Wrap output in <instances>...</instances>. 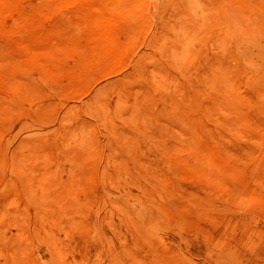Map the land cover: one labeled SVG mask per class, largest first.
I'll use <instances>...</instances> for the list:
<instances>
[{"label": "rangeland", "instance_id": "rangeland-1", "mask_svg": "<svg viewBox=\"0 0 264 264\" xmlns=\"http://www.w3.org/2000/svg\"><path fill=\"white\" fill-rule=\"evenodd\" d=\"M0 264H264V0H0Z\"/></svg>", "mask_w": 264, "mask_h": 264}]
</instances>
